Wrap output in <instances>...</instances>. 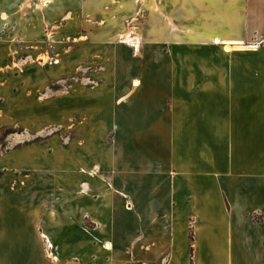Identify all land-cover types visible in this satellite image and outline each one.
<instances>
[{"label": "crops", "instance_id": "1", "mask_svg": "<svg viewBox=\"0 0 264 264\" xmlns=\"http://www.w3.org/2000/svg\"><path fill=\"white\" fill-rule=\"evenodd\" d=\"M47 41L91 84L33 83ZM57 109L109 144L79 178L5 138L0 264H264V0H0V127Z\"/></svg>", "mask_w": 264, "mask_h": 264}, {"label": "rangeland", "instance_id": "2", "mask_svg": "<svg viewBox=\"0 0 264 264\" xmlns=\"http://www.w3.org/2000/svg\"><path fill=\"white\" fill-rule=\"evenodd\" d=\"M90 17L93 19L94 14H90ZM54 42L47 41L46 43L35 44L32 43V57H27L29 54L28 50L23 46L16 47L15 59L16 62L24 63L28 62L32 65L39 66H49L45 70V73L42 71L37 74H33L32 82L39 84V86L46 87L45 92L50 95L60 94L61 92H65L67 87L70 86L73 82H79L84 85L91 84L92 79L95 78L94 70L95 67H88L87 61L80 64V68L78 70L72 71L69 69L67 71H55L54 68H51L52 65L60 64H72L71 54L69 53V57L65 56L59 57L57 56V48L54 47ZM85 57V56H83ZM62 59V60H61ZM43 63V65L41 64ZM25 64V63H24ZM44 75H47V79ZM46 80V81H45ZM46 82V84H45ZM19 97L24 98V95L21 94ZM67 102V101H65ZM63 102V103H65ZM72 103L71 101L68 102ZM10 125H17L18 127H0V150L4 149L7 145L6 137L10 136L15 138V145L28 144V143H38L33 144L41 149L45 150L48 153L49 158H56L59 163L56 165V168L66 167L69 163L70 169L77 170L75 176L81 177L84 171V168L89 167V163L85 161H81L77 159V151L79 149H85V152H89L91 158H95V160H99L101 155L99 149H103L109 144V136L104 134H100V130L97 127L100 125V122L97 121L96 114L94 109L87 112V114L81 112L79 110H61L57 109L55 112H46L41 115H35L34 117H30L27 115H16L11 117L10 120H5ZM102 124V123H101ZM26 127L27 131L22 128ZM41 130L42 132H46L48 134L45 137L36 136L33 131ZM80 132V137L77 134ZM53 136L50 137L51 134ZM99 135V136H97ZM49 137V138H48ZM78 139L85 142L83 147H77ZM46 140V141H45ZM30 147V145H27ZM88 147L90 148L89 150ZM15 152L20 151L22 148H16ZM28 151V149H27ZM53 152H55L53 154ZM73 161V162H70ZM91 163V162H90ZM72 167V168H71ZM55 168V169H56ZM68 169V168H67ZM79 170V172H78ZM70 171V170H68ZM72 172V171H70Z\"/></svg>", "mask_w": 264, "mask_h": 264}, {"label": "bare ground", "instance_id": "3", "mask_svg": "<svg viewBox=\"0 0 264 264\" xmlns=\"http://www.w3.org/2000/svg\"><path fill=\"white\" fill-rule=\"evenodd\" d=\"M238 47V46H237ZM233 48H235V47H233ZM238 48H242L241 46H239ZM227 49H229L230 50V46H228V48ZM235 50V49H234ZM134 85H135V82H134Z\"/></svg>", "mask_w": 264, "mask_h": 264}, {"label": "trees", "instance_id": "4", "mask_svg": "<svg viewBox=\"0 0 264 264\" xmlns=\"http://www.w3.org/2000/svg\"><path fill=\"white\" fill-rule=\"evenodd\" d=\"M191 236V235H190Z\"/></svg>", "mask_w": 264, "mask_h": 264}]
</instances>
